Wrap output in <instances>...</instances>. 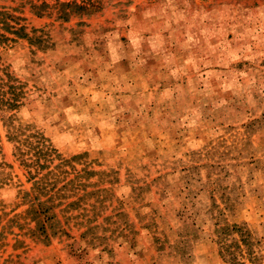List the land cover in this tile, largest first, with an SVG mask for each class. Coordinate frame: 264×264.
I'll return each instance as SVG.
<instances>
[{
    "label": "rangeland",
    "instance_id": "1",
    "mask_svg": "<svg viewBox=\"0 0 264 264\" xmlns=\"http://www.w3.org/2000/svg\"><path fill=\"white\" fill-rule=\"evenodd\" d=\"M0 264H264V0H0Z\"/></svg>",
    "mask_w": 264,
    "mask_h": 264
}]
</instances>
